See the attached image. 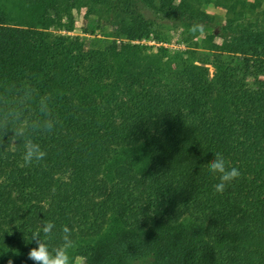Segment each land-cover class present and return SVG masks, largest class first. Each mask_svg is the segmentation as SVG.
<instances>
[{
    "label": "trees",
    "instance_id": "1",
    "mask_svg": "<svg viewBox=\"0 0 264 264\" xmlns=\"http://www.w3.org/2000/svg\"><path fill=\"white\" fill-rule=\"evenodd\" d=\"M253 1L0 0V124L22 82L53 96L59 121L33 137L39 164L22 166L7 137L0 146V264H32L45 219L51 245L72 229L73 264H264V24L246 20L264 1ZM81 9L83 35L68 34ZM175 31L184 49L162 45ZM217 152L241 173L222 194L206 165Z\"/></svg>",
    "mask_w": 264,
    "mask_h": 264
},
{
    "label": "clouds",
    "instance_id": "2",
    "mask_svg": "<svg viewBox=\"0 0 264 264\" xmlns=\"http://www.w3.org/2000/svg\"><path fill=\"white\" fill-rule=\"evenodd\" d=\"M52 104L53 96L50 93L41 94L32 83L22 82L14 101L12 121L0 124V146L4 144L5 137L7 144L23 145L22 166L39 164L47 156V152L33 137L55 131L59 121ZM29 110L34 115H28ZM206 165L208 171L218 178V182L213 185V191L216 193L222 194L241 175L236 167H228L224 156L219 152L214 153V158ZM55 229V223L45 219L32 233L31 240L36 246L31 248L27 255L32 264H73V252L77 244L72 229L61 225L59 243L51 245ZM9 264H12V261H9Z\"/></svg>",
    "mask_w": 264,
    "mask_h": 264
},
{
    "label": "rangeland",
    "instance_id": "3",
    "mask_svg": "<svg viewBox=\"0 0 264 264\" xmlns=\"http://www.w3.org/2000/svg\"><path fill=\"white\" fill-rule=\"evenodd\" d=\"M248 3H252L254 2L253 0H244ZM264 1V0H263ZM206 11L209 13V14H212V15H215L216 17V23L218 22H221L222 20V17L224 16V11L222 9H219V8H212V7H208L206 9ZM84 10H80V11H77L75 13V18H76V21H75V24H74V29L69 32L68 34H71V35H83V31H84V26H85V21H84ZM246 20L248 21H254V20H257L258 23L260 24H264V14L262 12L261 9H256L253 14H248V18H246ZM180 34H179V31H175L173 33V36L172 38L170 39V41L168 42V44H162L166 47H169L171 49H184V45L180 42ZM151 43V42H149ZM212 49L214 51H216L218 49V42H214L213 45H212ZM209 73L212 74V68L209 67Z\"/></svg>",
    "mask_w": 264,
    "mask_h": 264
}]
</instances>
